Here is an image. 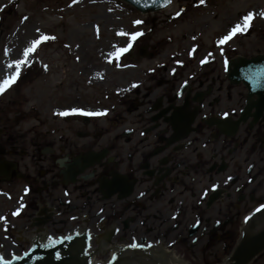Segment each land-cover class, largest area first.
I'll list each match as a JSON object with an SVG mask.
<instances>
[{
    "label": "flooded vegetation",
    "instance_id": "obj_1",
    "mask_svg": "<svg viewBox=\"0 0 264 264\" xmlns=\"http://www.w3.org/2000/svg\"><path fill=\"white\" fill-rule=\"evenodd\" d=\"M187 5L128 26L119 59L101 37L90 65L79 43L40 44L59 53L35 57L18 81L33 71L48 105L0 119V201L19 198L34 225L81 221L97 248H127L131 264L228 248L264 204V59L252 60L264 54V19L253 42L221 45L235 23L208 36L197 15L190 42L165 57L163 29Z\"/></svg>",
    "mask_w": 264,
    "mask_h": 264
},
{
    "label": "rangeland",
    "instance_id": "obj_2",
    "mask_svg": "<svg viewBox=\"0 0 264 264\" xmlns=\"http://www.w3.org/2000/svg\"><path fill=\"white\" fill-rule=\"evenodd\" d=\"M185 1L187 0H172L164 10L141 14L122 0H77L76 4H72V0H0V27L2 28L0 78L8 71L6 65L13 59L21 58L23 48L37 37L36 28H39L42 34L53 33L59 40L68 41L70 48L79 43L80 48L74 52L84 51V56L88 58L87 62L90 65V62L95 64L92 60L95 57L93 44L97 40H106L104 45L108 46V49L113 47V43L118 47H124L127 36L120 33H126L128 26H133L135 29L132 21L150 18L153 15H161V18L172 15L179 6L184 5ZM187 2L186 13L176 20L175 25L166 26L161 34L162 39L165 36L170 38L162 49L165 57L173 52L177 45L190 42V35H193L194 28L197 26L194 23L197 15L201 16V23L204 21L209 23L208 36H216L223 32L224 26L228 27L231 23H242L243 16L252 12L254 18L250 21L248 30L240 32V35L237 33L233 37V39L244 42H253L256 39L254 23L264 19L260 15L264 12V0H205L203 4L198 0L195 5H191V0ZM24 17L28 19L25 21ZM113 36H117L118 40L112 38ZM99 37H101L100 40ZM204 39L211 40L205 37ZM40 46L42 45H39L37 50L30 55L28 64L21 66V74L26 71L35 57L42 56L51 59L49 55L53 51L58 52L57 47L52 49L51 45L45 44L41 49ZM159 59L155 58L151 62ZM102 61L105 62L103 66L107 67V58L104 57ZM53 78L54 75L47 82L48 85L54 81ZM40 84L42 83L34 77V72L29 71L21 78V82L16 81L4 93H0V119H8L7 115L14 118L15 115H20L22 108L26 110L30 107H37V105L47 106L46 100L49 95L42 94ZM18 199L8 196L0 201V211L3 212L2 216L6 217L5 220L0 221V246L6 257L25 249L35 229L32 226L33 223H29V210L21 208L18 215H12V212L18 208L13 207L15 200ZM76 223H78L77 220L66 219L64 224L53 223L46 226L49 231L65 230ZM237 238L238 236L230 241L227 249L223 250L219 247L216 256L181 261L186 264H219L228 256ZM250 264H264V251Z\"/></svg>",
    "mask_w": 264,
    "mask_h": 264
},
{
    "label": "water",
    "instance_id": "obj_3",
    "mask_svg": "<svg viewBox=\"0 0 264 264\" xmlns=\"http://www.w3.org/2000/svg\"><path fill=\"white\" fill-rule=\"evenodd\" d=\"M134 6L138 11L150 12L160 10L166 6L170 0H124ZM258 56L255 59H261ZM65 237L70 239H57L56 243L48 245L47 242L40 243L37 240L31 242V246L21 255L12 256L11 259L0 260V264H88L85 252L88 235L75 234ZM264 250V227L259 231H251L243 235L230 254V260L222 264H249L254 258ZM27 253V254H26ZM14 257H19L15 259ZM116 257H113L109 264H116ZM161 264H179L167 256Z\"/></svg>",
    "mask_w": 264,
    "mask_h": 264
},
{
    "label": "snow or ice",
    "instance_id": "obj_4",
    "mask_svg": "<svg viewBox=\"0 0 264 264\" xmlns=\"http://www.w3.org/2000/svg\"><path fill=\"white\" fill-rule=\"evenodd\" d=\"M205 0H200V3L203 4ZM77 0H72V4H76ZM180 13L177 12V15ZM261 17H264V12L260 13ZM254 18V14L252 12L247 13L246 15L243 16V22L236 23L234 26L229 31H226V33L221 37V39L218 41L219 44L223 45L227 43L229 40H231L237 33L240 32H245L249 28V23L252 21ZM25 21L28 19V17L23 18ZM135 25H139L142 23L140 20H135L133 21ZM35 32L37 33V37L34 38L30 44L26 47L23 48L22 53H21V58L19 59H13L10 63L6 65L7 68V73L0 78V93H4L12 84H14L17 79L19 78L21 74V66L22 65H27L30 59V55L34 53L37 50V47L44 41L48 40H55L56 37L54 36H49L47 34H42L41 30L39 28L35 29ZM121 35H129V33H120ZM131 35V40H135L138 36L142 35L141 32L135 31L130 33ZM132 44L131 41L128 42V44L124 47H117L114 52L109 53L110 57H115L116 59H119L122 54L126 53L129 51L131 48ZM191 54V53H190ZM202 63L204 61H201ZM14 69V70H13ZM136 85H133L135 87ZM73 111H80L78 109H73ZM66 114V113H62ZM85 114H93V115H98L99 113H85ZM225 116L228 115V113H224ZM26 193L28 191L27 188L24 190ZM22 199V198H21ZM23 207V204L20 205L15 211L12 212V215H18L20 208ZM260 208H264V204L260 205ZM259 210V209H258ZM6 217L0 216V221L5 220ZM65 239H70V237H65ZM58 241H55L53 237L49 236L48 237V244L44 245L47 247L48 245H51L53 243H56ZM133 246H139V245H133ZM27 254V253H26ZM15 259H18L19 257H14ZM0 260H4L3 256H0ZM6 264H10V261H7Z\"/></svg>",
    "mask_w": 264,
    "mask_h": 264
},
{
    "label": "bare ground",
    "instance_id": "obj_5",
    "mask_svg": "<svg viewBox=\"0 0 264 264\" xmlns=\"http://www.w3.org/2000/svg\"><path fill=\"white\" fill-rule=\"evenodd\" d=\"M259 213H260L259 215L255 216V217H252V218L250 219L249 222L247 221V222L245 223V226H243V228H244V230H245L246 232H249V231H251V230H252V231H254V230L257 231V230L261 229V227L264 226V208H261V210H260ZM101 249H102V247H101ZM167 256H168L170 259H172L173 261H176V262L179 263V264H185V263H183L182 261L176 259V258L173 256V254L170 253V252H167ZM228 260H230L229 256H228L227 258H225L224 261H228Z\"/></svg>",
    "mask_w": 264,
    "mask_h": 264
}]
</instances>
